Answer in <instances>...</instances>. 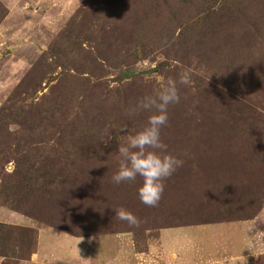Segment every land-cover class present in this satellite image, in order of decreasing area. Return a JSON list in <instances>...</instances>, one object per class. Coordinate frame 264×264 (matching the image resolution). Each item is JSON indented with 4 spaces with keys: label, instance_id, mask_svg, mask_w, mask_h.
Returning a JSON list of instances; mask_svg holds the SVG:
<instances>
[{
    "label": "rangeland",
    "instance_id": "rangeland-1",
    "mask_svg": "<svg viewBox=\"0 0 264 264\" xmlns=\"http://www.w3.org/2000/svg\"><path fill=\"white\" fill-rule=\"evenodd\" d=\"M184 74L160 132L183 163L149 207L142 177L112 182L118 147L151 115L129 110ZM263 208L264 0H0V264H112L128 235L174 264L160 226L258 209L246 263L264 264Z\"/></svg>",
    "mask_w": 264,
    "mask_h": 264
},
{
    "label": "clouds",
    "instance_id": "clouds-1",
    "mask_svg": "<svg viewBox=\"0 0 264 264\" xmlns=\"http://www.w3.org/2000/svg\"><path fill=\"white\" fill-rule=\"evenodd\" d=\"M187 83L186 74L178 81L169 79L167 83L154 94L144 95L129 110L151 112L147 124L134 135L128 137L126 144L119 145L121 157L118 170L111 177L112 182L119 185L122 182L134 181L142 177V184L137 193L142 204L154 207L158 204L164 191L163 181L182 165L183 161L175 155L167 154V146L162 142L160 132L168 121V107L180 101L177 84ZM123 130V129H121ZM115 216L129 225H137V218L124 208L114 209Z\"/></svg>",
    "mask_w": 264,
    "mask_h": 264
},
{
    "label": "crops",
    "instance_id": "crops-1",
    "mask_svg": "<svg viewBox=\"0 0 264 264\" xmlns=\"http://www.w3.org/2000/svg\"><path fill=\"white\" fill-rule=\"evenodd\" d=\"M259 217L260 215L256 214L250 219L217 220L196 224L185 223L182 225H169L159 227L157 230H166L170 233L168 235H172V240L170 241L174 243L170 248L171 250L168 259L174 264H212L213 262L221 261L224 262L222 264H247V261H255V258H253L254 256H251L252 253L247 244L248 240L246 233L248 229L252 227V224L258 222ZM220 227L228 231L227 236L223 237L221 235V237L217 234V228ZM199 228L205 229L210 236L216 234L217 236L208 237V239L203 240V237H192L187 234L191 229ZM174 233H180L181 235H184V237L182 239H177L178 235H174ZM97 236L98 235L90 237L97 238ZM161 236L162 235H160L159 238H161ZM232 236L235 238L229 239ZM123 239L124 240H121L120 242H125V245L131 244L134 248L132 251L127 248V254H124L123 251L115 254L106 253L104 258L112 260V264H120V261L124 260V257H126L130 264H170L168 260L162 258L160 255L162 249L155 240L151 242V239L149 238L147 243L145 242L142 244L143 248L140 249L136 246V239L134 236H123ZM106 240H108V238ZM106 240L101 243L106 242ZM221 254L225 255L224 258L220 257ZM80 255L86 258V250L81 249ZM91 262L94 263V259ZM67 264L71 263L68 262Z\"/></svg>",
    "mask_w": 264,
    "mask_h": 264
},
{
    "label": "trees",
    "instance_id": "trees-1",
    "mask_svg": "<svg viewBox=\"0 0 264 264\" xmlns=\"http://www.w3.org/2000/svg\"><path fill=\"white\" fill-rule=\"evenodd\" d=\"M263 204V203H262ZM261 204V205H262ZM260 205V206H261ZM258 211H259V209H258ZM258 211L254 214V215H252V216H249V217H244V215H240V216H233V217H231V218H229V219H227V220H232V219H234V220H242V219H250V218H253L257 213H258ZM197 223H203V222H197ZM165 226H169V225H165ZM160 227H162V226H160Z\"/></svg>",
    "mask_w": 264,
    "mask_h": 264
}]
</instances>
